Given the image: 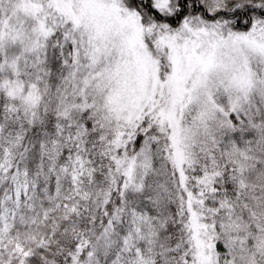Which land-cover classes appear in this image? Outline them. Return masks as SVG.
Returning a JSON list of instances; mask_svg holds the SVG:
<instances>
[{
	"label": "snow or ice",
	"instance_id": "snow-or-ice-1",
	"mask_svg": "<svg viewBox=\"0 0 264 264\" xmlns=\"http://www.w3.org/2000/svg\"><path fill=\"white\" fill-rule=\"evenodd\" d=\"M0 264H264V0H0Z\"/></svg>",
	"mask_w": 264,
	"mask_h": 264
}]
</instances>
